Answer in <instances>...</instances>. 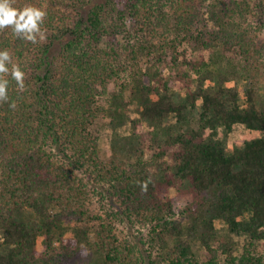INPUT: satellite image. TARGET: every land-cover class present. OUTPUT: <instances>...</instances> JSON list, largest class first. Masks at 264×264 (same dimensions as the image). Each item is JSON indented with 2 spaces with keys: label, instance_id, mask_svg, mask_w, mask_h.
<instances>
[{
  "label": "trees",
  "instance_id": "1",
  "mask_svg": "<svg viewBox=\"0 0 264 264\" xmlns=\"http://www.w3.org/2000/svg\"><path fill=\"white\" fill-rule=\"evenodd\" d=\"M9 3L0 264H264V0Z\"/></svg>",
  "mask_w": 264,
  "mask_h": 264
},
{
  "label": "clouds",
  "instance_id": "2",
  "mask_svg": "<svg viewBox=\"0 0 264 264\" xmlns=\"http://www.w3.org/2000/svg\"><path fill=\"white\" fill-rule=\"evenodd\" d=\"M45 16L46 12L39 8L28 6L16 9L11 7L9 0H0V28L11 25L17 35L33 42L36 41V34L40 32L39 25ZM10 60L7 50L0 51V73L9 71L7 64ZM12 76L23 87L24 73L18 65L13 66ZM7 86L8 80L0 78V99H7Z\"/></svg>",
  "mask_w": 264,
  "mask_h": 264
},
{
  "label": "rangeland",
  "instance_id": "3",
  "mask_svg": "<svg viewBox=\"0 0 264 264\" xmlns=\"http://www.w3.org/2000/svg\"><path fill=\"white\" fill-rule=\"evenodd\" d=\"M172 75L174 74L172 73ZM175 82H176V85L180 84L178 83V80H175ZM97 133H98L97 136L100 139L99 140L100 147L107 151L109 144H110V141L108 140V138L111 135V131L106 127L105 128L98 127ZM258 135H259L258 133L250 132L246 130L242 125L237 124V125H234L232 132L228 136L227 145L228 147H232L234 144H238L243 140L250 139ZM221 225L222 224L217 222V226H221Z\"/></svg>",
  "mask_w": 264,
  "mask_h": 264
}]
</instances>
